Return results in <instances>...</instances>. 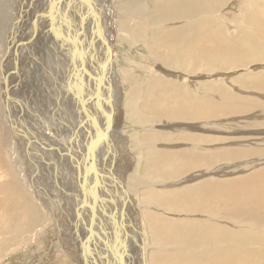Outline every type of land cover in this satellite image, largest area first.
<instances>
[{"label":"rangeland","instance_id":"374dc122","mask_svg":"<svg viewBox=\"0 0 264 264\" xmlns=\"http://www.w3.org/2000/svg\"><path fill=\"white\" fill-rule=\"evenodd\" d=\"M56 1H59L58 4L68 12V9L72 8L69 1L75 0H0V60L4 58L5 53H13L14 48L16 49L12 61H8L5 70V74L11 77L9 81L13 85L10 86L9 92L7 88L0 94L2 129L4 132L7 131L5 148L2 147L0 134V264H78L76 257L79 264H83L79 258L82 254H78L74 243L76 240L80 242L79 237H82V243L84 237L92 240L84 224L85 207L91 210L90 214L87 213L86 220L89 229L95 227L101 233L103 232L102 236L94 241L97 245L102 242L101 245L103 244L104 248L107 245L106 248L110 249L108 246L112 245L113 227L102 205L105 204V196L107 191L111 190L112 184L116 185L115 190L127 195L125 211L126 213L129 211L134 224L125 231L122 247L130 253L128 256L141 264V260H144V264H151L161 254L171 253L181 257L187 255L188 248H185L182 243L157 242L155 234L147 225L150 216H152L150 219L155 218L176 224L178 231L174 233V239L176 236H190L187 228L191 225H203V220L232 230L251 227L249 222L245 224L241 218L229 220L222 218L221 215L224 212H216L214 215L203 214V186L215 188L219 185L230 189L231 184L251 174V169L244 171L243 167L249 166L248 164L252 163L251 161L257 156L252 158L246 156V151L264 149V86L251 84L255 79H264V61L244 66L255 59V46L243 37L249 30L246 28L244 31L240 27L245 19V13L229 12L239 0H232L221 5L223 9H218L217 13L211 16L201 9L200 13L183 16L177 21L164 22L157 20V17H152L153 13L147 15L144 8L146 4L147 8L152 10L155 4L165 3L167 0H93L95 4L96 2L103 4V10L99 8L94 13L101 32L97 31L96 25L92 22V24L86 23L85 6L79 0L73 6V10L68 13L69 29L67 30L78 34L81 40L70 34L57 35L60 28H56V13L62 15V12L53 7V2ZM169 4L170 0L161 8V12H164V8ZM133 6H137V10H134ZM45 7L48 8L53 22L44 30L42 44L47 38L54 37V39L53 44L49 42L44 44V54H40L39 48L35 45L33 48L32 41L29 42L27 37H25L26 40L22 39L23 41L18 40V37L22 36L32 23L40 22L39 17L44 13ZM27 12L31 14V17H25L24 14ZM229 14H234L238 23L229 25L227 23V19L231 18ZM125 17H129L131 22H137L138 19L140 22L157 20L152 29L145 31L142 38L145 43L154 45L151 40L154 37L159 43H163L166 33L174 31V35L183 33L184 39L190 42L191 46H195L194 48L201 44L200 38L203 36V31L195 29L191 32L185 28L189 24L206 22L207 18H217L225 25L222 32L221 30L217 32L223 34L227 42L225 47L228 49L223 56L218 55L210 59V62L216 65L205 67L204 64H199L194 73H185L175 67L162 66L154 62L157 57L153 58L142 43L136 40H120L121 21ZM13 20L16 24L14 30L18 31L17 37L13 34L15 31L10 32L9 35L7 30L11 28ZM62 21L59 20L61 24H67L66 20ZM74 23L79 28H83L85 37L82 36V29L79 31ZM94 26L95 29H93ZM92 31L95 33H91ZM193 38L197 39V42H193ZM93 42H98L100 46V50L95 52L94 56L87 53L94 59L91 64L93 70L81 66L80 72L85 68V72L81 74L78 68L80 63L74 65V56L76 61L77 55L81 60L87 52L85 46L92 48L95 44L91 45ZM221 47L219 44V49ZM194 51L202 56L201 49H194ZM39 55H43L49 62L48 69ZM252 55L254 57L248 60L247 58ZM27 57L30 59L29 62L26 61ZM95 68L96 73H94ZM99 68H104L105 74L101 72L100 80L106 76L107 80L113 83L114 105L110 123L117 124L116 132L125 138V144L124 152H121L122 139L111 135L113 147L110 146V148L113 156L111 154V157H106L108 154L102 146L97 148V156L91 153L95 161L94 166L99 170L94 174V178L102 189L95 192L90 186L85 194L83 190L87 188V182L82 178V183L80 182L79 185L77 175L81 177L82 168L87 169L92 164L87 152L91 156L90 143L93 138L90 140L88 135L90 141L81 144L77 141V137H71L64 130V122L59 124L61 129L58 130L53 124H37L30 115L29 125L17 121L18 128H21L19 132L28 135L29 130L35 131L41 128L48 136L38 137L41 139H39L41 146L38 143H31L30 140L26 141L22 135L14 132L12 119L14 116L7 115L6 104L11 109L17 108L16 104L22 98L25 99V96L37 104L39 100H42L46 105L42 113L48 116L52 107L50 99L53 91L52 83L56 82L61 96L65 95L66 102L73 108L72 112L69 109L68 112L75 121L78 110L83 112L82 108L76 109L80 106L74 98L76 88L83 92L87 84L88 94L91 90L90 80L93 75L94 84L98 85ZM25 70L27 74L19 76V72ZM248 73L254 75L246 79L244 75ZM128 79L138 82L139 87L144 85V91L151 81L167 83L175 97L181 96L186 91L190 100L196 103L195 110L202 113L193 120L159 115L147 116V113H139V109L145 105L143 96H140L132 106L126 104L131 86L127 84ZM39 91L42 92L41 96ZM56 91H58L57 88ZM13 94L16 98L10 97ZM202 100H211L218 105V108L204 111ZM104 104L107 106L106 102ZM98 106L103 111V105ZM118 108L119 113H117ZM101 115L98 117L100 118ZM48 120L49 123H55V120ZM76 120L78 123L79 119ZM85 124L83 119L79 128ZM184 136L188 137L182 139ZM230 152L238 156H233L229 160ZM172 154L174 158L170 160L169 156ZM156 156L160 158L151 163L150 159ZM105 157L106 160H104ZM81 161L83 164H80ZM159 161H163L160 166ZM191 162H195V167L184 174L171 170L169 166L170 164L179 170L180 165L188 166ZM110 169L113 175L109 173ZM236 169L238 174H234ZM121 182L123 188L120 187ZM92 186L95 188L94 184ZM190 189L196 193H189ZM62 198L65 201H62ZM108 198L112 200L111 204H108L111 205L110 209L117 210L120 204L117 195L112 194ZM61 201L62 209L58 204ZM185 201L194 208L189 206L193 213L183 211L181 207L176 208L186 206ZM91 205L98 210L96 216ZM51 208L54 209L55 215L50 213ZM137 216L139 218L136 227L134 219ZM231 216L228 215V217ZM63 222L67 226L66 229L62 226ZM134 231L137 234L139 231L144 246L138 243L134 246L128 244L129 235L135 237ZM72 235L77 238L73 239ZM87 245L88 243L83 245L81 252ZM198 249L202 248H192L195 252H198ZM86 252L90 255L88 248ZM91 255L93 264L98 263L99 255L95 249ZM108 255L105 254V257ZM84 260L85 258L82 257V261ZM127 262L131 264L130 260Z\"/></svg>","mask_w":264,"mask_h":264},{"label":"bare ground","instance_id":"6f19581e","mask_svg":"<svg viewBox=\"0 0 264 264\" xmlns=\"http://www.w3.org/2000/svg\"><path fill=\"white\" fill-rule=\"evenodd\" d=\"M78 1L79 0H75L73 2L69 1L72 8H69L68 12L63 9L62 5L58 4L59 1L53 2V7H56L62 12V15L56 13V28L57 27L60 28L58 29L57 35L59 33H62L63 35L70 34L74 37H77L78 40H81L80 36L78 37V34L67 30L69 29L68 13L73 10V6H75L78 3ZM91 1L93 0H81V3L85 6V14L87 15L85 16V21L87 24L93 23L94 25H96L98 31L100 25L98 24L96 19L94 20L91 19V13L89 11V4ZM230 1L232 0H170V4L169 6L164 8V12H161V8L164 7L166 2L155 4V7L152 10L150 8H147L145 4L144 11L147 12V15L153 13L152 17H157V20L159 19L160 22L161 21L164 22L166 20L177 21L181 19L183 16L200 13L201 9L203 10V12H207V14L211 16L215 12L217 13L218 9H223V6L221 5H224ZM95 5L97 7V11L99 8L103 10V4L100 5V2H96ZM133 8L134 10H137V6H133ZM43 11L44 13L42 14V16L39 17L40 22L32 23L31 26H28V29H26L23 32L22 36L18 37V40H22L25 37H27L28 40H30L29 42L32 41V47L33 45H35L36 47L39 48L38 52H40V54H44V44L46 42L53 44L52 40L54 39V37L52 39L47 38L42 44V37L45 33L44 30H46L48 26L51 24V22H53L52 16L48 12V8L45 7ZM234 11H240V13H245V19L241 23L240 27L244 31L246 30V28H249V30L247 31L246 35L243 37L246 39L247 42L255 46L254 48L255 59L248 62L244 66H247L251 63L264 61V0H239L231 7L229 12L234 13ZM24 15L26 18L31 17V14L29 12L25 13ZM221 15L224 16L226 14H221ZM229 16L231 17L230 19H227V23L229 25L238 23V20L234 18V14L233 15L229 14ZM94 17L97 18L96 15ZM70 19L73 18L70 17ZM59 20L61 21L66 20L67 24L66 25L63 24L65 21H62L63 23L61 24ZM156 21L150 20L147 22H140V20L138 19L137 22H131V19L129 17L123 18V20L121 21L120 40L121 41L136 40L139 43H142L147 47L150 55L153 56V58L157 57V59L154 61L155 63L158 62L162 66L166 65L170 67H175V69H180L185 73L186 72L194 73L197 65L199 64H204L205 67L210 65H216L214 62L211 63L210 59L218 55L223 56V54H225L226 50L228 49V48L226 49L225 47L227 42L223 38L222 36L223 34H218L217 32L219 30H221L222 32L225 25L219 22L217 18L215 19L207 18L206 22L205 21L197 22L196 25L189 24L185 28L186 30H189L191 32L195 31V29H199V31H203V36L200 38L201 46L198 44L197 45L198 47L196 48H194L195 46H191V43L190 42L188 43L184 39L185 36L183 33H179V35L177 34L174 35V31L166 33L165 41L163 43H159L157 38L155 37L151 39L152 43L154 42V45L142 41L145 31L149 30L150 28L152 29V27L156 24ZM11 24H12L11 28L9 27V29H7L8 33L10 35V32L15 31L13 34L15 35V37H17L18 31L14 30V28L16 27V24H14V20ZM74 24H75V28H77L79 31H81L82 29V36L85 37L86 35L83 32V28H79V26L76 23ZM90 28L92 27L90 26ZM93 29H95V26ZM54 33L55 32H53V34ZM91 33H95V32L92 31ZM193 42H197V39L193 38ZM94 43L95 42H93L91 45H93ZM219 44H221L222 46L220 49H219ZM85 48L87 52L86 54H84V57L86 59H84V57L81 59L83 64L80 63L78 66L79 73L81 66H84L86 68L88 67L89 70L91 71L93 70L91 64H93L94 59L91 58V56H94V53L100 50V46L98 42H96L94 46H92V48H88L87 46H85ZM194 49H201L202 56L198 52L194 51ZM15 50L16 49L14 48V52ZM13 53L12 52L10 54L5 53L4 58L0 60V68L2 71V73L0 71V94L3 89L7 90V88L9 92L10 86L13 85V83L11 85L9 81L11 80V77L5 74V70L7 68L6 64L8 63V61L10 60L12 61L14 55ZM87 53H90L91 56H89ZM226 56H231V55H226ZM39 57H41L40 59H43L45 67L48 69L49 62L46 60V58L43 55H39ZM253 57L254 56L252 55L247 59L249 60L252 59ZM26 61L29 62L30 59H28L27 57ZM103 70L104 68L102 69L99 68L98 77H97L98 85L97 83L94 84V75H93V78L90 80L91 90L88 94L86 89L87 84H85V88L82 87L84 88L83 92L78 91L76 88L74 98L77 99V102L80 105L76 107V109H80V108L83 109V105L85 104L87 110L86 116L84 114V112L86 113L85 110H82L83 112L78 110L79 113L77 112V115L79 118L76 116L75 117L76 122L74 121V119L68 112V109L70 110V112H72L73 108L70 106V104L66 102L67 98L65 97L64 93H62V95H64L65 98L61 96V93L59 92V87L58 85L55 84L56 83L55 82L52 83L53 91L50 94L52 107L48 116L42 113L46 108V105L43 103L42 100L41 101L39 100V103L37 104V103H33L32 99L27 98V96H25V99L22 98L21 99L22 101L19 100L18 104H16L18 106L17 108L11 109L6 104L7 115L14 116L12 118L14 120L13 121V125L15 128L14 132H16V134L22 135L24 139H26V141L30 140L31 143H38V145L41 146V144L39 143L41 139L39 138L40 139L39 140L38 137H43L42 135L47 136L45 131H42L41 128L36 129L35 131L29 130L28 135H24L19 132L21 131V128H18L17 121L21 123H27L29 125L28 123L29 116L32 115L34 122H36L37 124H47V125L53 124L54 127L57 128L58 130L59 128L61 129L59 124H62L64 122V127H63L64 130L68 134H70L71 137L73 138L77 137L76 138L77 141H79V143L81 144H85L93 138L94 140L92 139L91 141L93 145L90 143V151L95 156H97V148H101L102 146V149L105 151L106 154H108L106 155V157H111L110 156L112 154L111 148L113 147L112 144L113 141L111 139L112 138L111 135L113 136L116 135V137H120L122 139L123 147L121 142L120 150L121 152H124L125 138L121 134L119 135L117 134L116 132L117 124L115 122H113L112 124L110 123L111 112L114 105L113 83L109 82L106 76L103 77L102 80H100L101 72L103 75H105ZM96 72L97 69L95 68L94 73ZM202 72H203V65H202ZM20 74L26 75L27 70L22 72L20 71L19 76ZM253 75L254 74L248 73L245 74L244 77L247 79L252 77ZM76 76L77 75H75V77ZM2 81L6 82V84L4 85ZM127 84H131L130 94L128 95V100L126 102L127 105L129 106L134 105V102L138 100L140 96H143L144 98L145 105L139 109V113H147V116L159 115V116L175 117L181 120H193L199 116V113H202L195 110L196 103L190 100L189 95L188 93H186V91L182 93L181 96L178 95L177 97H175L173 96L174 93L172 91V88L169 87L168 84L165 82L151 81L148 84V87L145 91H144V85L139 87L138 82L133 81L131 79H128ZM251 84L254 85L259 84L264 86V79L261 80L255 79L251 82ZM72 86H73V81H72ZM55 87L57 88L58 91H56ZM77 87H79V85ZM180 87L182 88L183 86ZM41 91H43V89H41ZM41 91H39L40 96L42 93ZM10 97H15V95L14 94L10 95ZM61 98H63V100H61ZM104 102L107 103V106H105ZM100 104L103 105V111L102 108L98 106ZM201 104H202V109L204 111L211 110L213 108H218V105L211 100H202ZM35 113H39L41 115V118L40 115H36ZM117 113H119V108ZM98 115L99 116L101 115V117L99 118ZM48 119L55 120V123L54 122L49 123ZM76 119H79L78 123ZM83 119L86 124L83 125L81 128H79L80 123L83 122ZM96 124L100 125L104 131L102 132L101 140L98 146H96L97 143L95 142V140L96 139L99 140L100 133ZM2 127H3V120L0 115V134L2 135V139H1L2 147L5 148V144H6L5 136L7 135V131L4 132ZM23 127L25 128L24 125ZM84 131L86 132L84 133ZM88 135H90V140ZM186 137L188 136H184L182 137V139ZM245 155L251 156V158L257 156L255 157L256 158L255 160L251 161L252 163L248 164L249 166L243 167L244 171H249L251 169V174L244 176V178L241 181H236L233 184H231L230 189H225L219 185H217L215 188H211L210 186H203V214L214 215L216 212H224V214L221 215L222 218L228 220L234 218H241V220L245 224H248L249 222V225H251V227H246L239 230H232L223 227L219 224L213 222H207L203 220V225H198V226L191 225L187 228V231L189 232L190 236L189 235L182 237L176 236V238L174 239L175 237L174 233L178 231V227L176 224L163 222L164 220L159 221L155 218L150 219L152 217L150 216L147 220V225L149 229L153 231V233L155 234L157 242L171 241L172 243H176V244L182 243L185 248H188L186 255L187 257L184 256L186 258L176 254L172 255L171 253L161 254L159 258L158 259L155 258L151 264H181L183 261L185 262V264H264V227H261V225H264V149H250L246 151ZM233 156H238V155L236 153L234 154L230 152L228 155V159L229 160L232 159L231 157ZM106 157L104 158V160H106ZM159 158H160L159 156L153 157L150 159V162L154 163ZM161 158L163 159L162 156ZM173 158H174L173 154L169 156L170 160H172ZM238 159L239 158H237V160ZM79 161L80 160L78 159V162ZM80 164H83V162L81 161ZM109 164L111 168L112 167L111 162ZM162 164L163 161L158 162L159 166ZM114 165L116 164L114 163ZM169 166L171 170H175L178 171L180 174H184L187 171L193 169V167H195V162H191L188 166L184 164L180 165L179 170L170 164ZM86 170H87L86 168L85 169L82 168L81 177H78L77 175V179H78L77 182L79 183V185L80 182L82 183V178ZM94 171L95 174L98 173L99 171L96 166H94ZM235 171L236 172L234 174L239 173L237 169ZM109 173L113 175L111 169ZM67 177L69 179V176ZM167 177H169L168 174ZM84 180L87 182V188L85 190L82 189L85 194H87L88 188L90 186L95 192H99V189H102L96 183L94 174H91L88 179H84ZM92 184H94L95 186L97 185V187L93 188ZM120 187L123 188L122 182L120 183ZM115 189H117L116 185L112 184L111 190L107 191V195L105 196V204L102 205L103 207L101 206L103 209L106 210L105 215H107L110 218L113 227V236L111 237V242L113 246L112 245L108 246L110 249L106 248L107 245L104 248V245L103 244L101 245L102 243L101 241H100L101 243H99L98 245L96 244L95 241L98 240L97 238L99 236H102L103 232L101 233L97 228L95 229V227L89 229L86 220H87V213L90 214L91 210H88L85 207V213H84L85 215L83 214L84 224L87 227V230L90 233L92 240L84 237L82 243V239H81L82 237H79L80 242L78 243V241L76 240L77 242L75 241L74 243L75 244L74 246L78 251V254L79 253L82 254V256H79V258L81 260V263L83 264H93L91 259L93 258L91 252H94V249L97 255H99L97 261L100 264H128L127 262L128 260H130L131 264H141L140 262L139 263L136 262L133 259V257L128 256L130 255V253L127 251L125 247L124 248L122 247L123 246L122 242L125 239V231L131 228L134 224L133 221L131 223L130 219L127 218L124 214L125 203L128 200L127 195L122 191H118ZM189 193H196V192L193 189H190ZM112 194L117 195L120 203L117 207L116 212H114L112 208L110 209L111 205H108L111 204L112 202V200L108 198V196ZM62 199H63L62 201H65L64 198ZM62 201L58 202L60 208L62 207ZM184 204H186V206H179L176 208L181 207L183 211H186L188 213H193L192 210L189 208V206L191 205L188 204L187 201H185ZM191 208L193 207L191 206ZM91 209L94 210L96 216L98 214V210L94 208L93 205H91ZM53 211L54 209L51 208L50 213H53ZM52 215L55 214L53 213ZM228 215H232V216L228 217ZM138 218L139 216H137L136 219H134L136 223L135 225L136 227L138 224ZM62 226L64 228L67 227L64 222ZM60 230L65 232L63 229ZM134 232H135V237L129 235L128 244L134 246L135 244L138 243L140 246H144L143 238L141 237L139 231L138 234L136 233V231ZM72 238L73 239L77 238V236L72 235ZM139 240H141V242ZM85 243H88V245L86 246L85 250L84 251L82 250L81 252V249L82 247H84L83 245ZM92 245H94V247ZM198 247H201L202 249H198V252L192 250V248H198ZM87 248L88 251H90V255L88 252H86ZM105 254L107 255L109 254V255L105 257ZM97 255L94 257V260L97 257ZM69 256H71V254ZM74 256H75V252H74ZM82 257L85 258L84 261H82ZM61 260L63 261V258ZM76 260L79 264L80 262L78 261L77 257ZM141 261L142 264H144L143 262L144 260Z\"/></svg>","mask_w":264,"mask_h":264},{"label":"water","instance_id":"95a60500","mask_svg":"<svg viewBox=\"0 0 264 264\" xmlns=\"http://www.w3.org/2000/svg\"><path fill=\"white\" fill-rule=\"evenodd\" d=\"M96 5H95V3L93 2V1H91L90 2V4H89V11H90V13H91V18L94 20L95 19V10H97V7H95ZM79 43H81V41L79 42ZM76 63H81V64H83V62L80 60V57H79V55H77V61L75 60V56H74V65L76 64ZM85 72V68H84V70H82L80 73L82 74V73H84ZM88 100V99H87ZM82 110H85L86 111V113L84 112V114L86 115L87 114V110H86V106H85V104L83 105V109ZM96 126H97V128H98V130H99V133H100V138H99V140H95V142L97 143L96 144V146H98V144L100 143V140H101V135H102V132H103V130H102V128H101V126L100 125H98V124H96ZM90 154H91V151H90ZM87 155H88V158L89 159H91L92 160V164H91V166L89 167V168H87V170H86V172H84V176H83V179H88L89 178V176L91 175V174H95V171H94V157H93V155L91 154V156L89 155V153L87 152ZM96 183H97V181H96ZM97 187V185L95 186V188Z\"/></svg>","mask_w":264,"mask_h":264},{"label":"crops","instance_id":"0c3cea01","mask_svg":"<svg viewBox=\"0 0 264 264\" xmlns=\"http://www.w3.org/2000/svg\"><path fill=\"white\" fill-rule=\"evenodd\" d=\"M103 186H107V185H106V184H103ZM114 212H116V210H115ZM124 214H125V216H126L127 218L130 219V221H131V223H132V219H131L132 217H131L129 211H127V213H126V211H125V209H124ZM117 217H118V216H117ZM122 244H123V242H122Z\"/></svg>","mask_w":264,"mask_h":264}]
</instances>
